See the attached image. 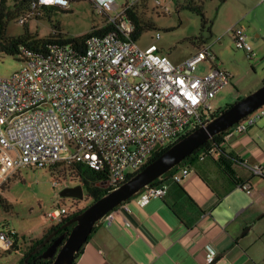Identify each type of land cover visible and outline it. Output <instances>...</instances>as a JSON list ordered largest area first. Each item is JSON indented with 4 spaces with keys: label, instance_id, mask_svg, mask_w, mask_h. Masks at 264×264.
<instances>
[{
    "label": "built area",
    "instance_id": "built-area-1",
    "mask_svg": "<svg viewBox=\"0 0 264 264\" xmlns=\"http://www.w3.org/2000/svg\"><path fill=\"white\" fill-rule=\"evenodd\" d=\"M74 1L38 0L34 7L68 10ZM85 1L103 19L99 29H114L91 36L83 53L67 43L51 45L45 54L22 48L17 57L21 69L0 77V189L25 168L51 169L59 176L57 187L75 180L60 176L58 168L87 165L107 171L108 180L98 187L110 193L144 169L156 153L205 126L215 113L211 101L231 83L211 46L173 63L157 44L142 47L132 39L135 26L128 11L147 2L169 12L163 0H127L123 6L118 0ZM230 32L237 49L249 59L257 57L244 28L235 26ZM161 37L157 32L156 40ZM203 62L211 68L198 76ZM262 119L264 106L224 132V139L247 133ZM208 153L215 150L199 160L205 161ZM247 167L254 176H264L260 166ZM190 174L189 167H180L171 178L181 184ZM158 180L135 196L138 205L168 195L170 184ZM239 189L252 195L248 182ZM73 201V206L59 205L45 218L60 222L81 210L84 200ZM104 218L111 221V214ZM18 238L14 229L0 225V251L12 252ZM206 251L205 264H213L216 249L208 245Z\"/></svg>",
    "mask_w": 264,
    "mask_h": 264
},
{
    "label": "rangeland",
    "instance_id": "rangeland-1",
    "mask_svg": "<svg viewBox=\"0 0 264 264\" xmlns=\"http://www.w3.org/2000/svg\"><path fill=\"white\" fill-rule=\"evenodd\" d=\"M165 9H154L150 4L148 18L154 23L156 30L146 32L139 40L142 47L157 44L162 52L169 56L173 63H179L193 55L203 45L211 46L219 58L221 68L231 77L229 86L221 90L211 101L214 112L225 109L254 93L263 86L264 81V1L263 0H207L204 12L207 24L203 27L200 15L189 9H180L178 0H163ZM123 6L127 0H118ZM49 14L40 17L31 15L25 25L19 20L11 22L7 29L9 37L18 38L26 29L39 39H47L54 35V26H59L56 33L64 39H74L91 32L94 25H102L103 19L96 13L88 1L73 2L68 10L53 7ZM38 17L39 19H37ZM246 30L257 57L249 59L243 50L236 48L230 30L233 27ZM162 37L156 40V33ZM256 35H259L257 38ZM22 63L16 57L0 55V77H8L19 71ZM211 68L208 62L199 65L196 74L204 76ZM59 175H69L66 168H58ZM264 178V177H263ZM256 178L254 181L264 180ZM59 179L51 169L25 168L17 173L8 187L0 191V197L7 200L10 210L0 204V225L14 229L19 236L17 249L9 253L0 251V264H21L25 254L33 242L43 238L45 231L53 224L45 218L59 205L71 207L73 199L63 198L60 193L68 186H76L77 179H69L66 184L54 186ZM7 185V183L5 184ZM248 196V195H247ZM249 197V196H248ZM93 201L85 191V199L81 209L89 207ZM256 208L253 209V213ZM256 224L244 229L241 235L247 242L264 239V218ZM48 229V230H49ZM47 232V231H46Z\"/></svg>",
    "mask_w": 264,
    "mask_h": 264
},
{
    "label": "crops",
    "instance_id": "crops-1",
    "mask_svg": "<svg viewBox=\"0 0 264 264\" xmlns=\"http://www.w3.org/2000/svg\"><path fill=\"white\" fill-rule=\"evenodd\" d=\"M226 147L243 164L264 171V119L247 133L231 137ZM247 166L232 169L239 182L250 184L249 197L207 158L191 167L181 183L205 211L200 219L193 207L176 200L171 187L165 198L145 207L133 199L111 212V221L104 218L97 224L74 264H205L208 245L217 251L215 264H264V239L247 242L246 234L241 235L256 224L259 213V219L264 218V180L254 181L264 176H254Z\"/></svg>",
    "mask_w": 264,
    "mask_h": 264
},
{
    "label": "trees",
    "instance_id": "trees-1",
    "mask_svg": "<svg viewBox=\"0 0 264 264\" xmlns=\"http://www.w3.org/2000/svg\"><path fill=\"white\" fill-rule=\"evenodd\" d=\"M78 1H84V0H77ZM207 0H178L179 3H182L178 7V10L180 9H189L196 14L200 15L203 22V27L207 24V19L204 12V4ZM38 2V0H1V7H0V55L2 56H12V57H18L20 56L21 49L25 48L26 50L34 53H41L45 54L48 51V48L51 45L54 44H71L73 45L80 53H83L86 48V42L87 40L93 36V35H100L109 32L110 30H113V26H107L105 28L99 29L98 25H94L91 32L88 34H85L84 36H81L79 38L74 39H64L61 35L57 36V32L60 30L59 26H54L55 33L54 35H51L47 39H39L38 36L30 34L29 30L26 29L25 33L18 37H9L7 35V29L11 22L20 21L22 18H27V21L31 15H35L36 13L39 14L40 17H42L45 12L48 14L51 11L50 8H55L59 6H50V7H34V5ZM61 9H64L62 7H59ZM67 10V9H65ZM150 11V7L147 2H145L143 5H136L132 7L127 15L132 20L135 26V32L132 37V39L136 42H139L142 35L146 32L156 30V27L154 23H152L151 19L148 18V13ZM39 19L38 17H36ZM25 25V24H24ZM264 84V81H263ZM232 106V105H231ZM231 106H228L225 109H221L216 111L213 115H211V119L217 117L222 112L230 108ZM208 124V122H206ZM225 133H221L216 135L211 141L197 149L190 157H188L182 164L175 167L173 170H171L169 173L165 174L162 177V180L165 182L163 183H169L171 186V189L175 191V194L177 196L176 200L178 202H185L189 206L193 207L194 210H196V220L200 219L202 215L205 214V211L202 210L196 202L188 195V193L185 191V189L182 187L180 183L174 182L171 178V175L174 171H177L180 167L188 165L189 168H195L198 163L200 162L199 158L200 155L203 153L209 152L210 149H214V154L208 153V158L212 159L215 164L217 165L218 169L227 177L229 178L234 185H236L238 188L241 184L244 182H239L236 179V174L234 170L232 169L233 166H237L242 164L243 162L232 152H230L227 149V141L224 139ZM172 146V145H171ZM171 146L167 147L166 149L156 153L154 157L151 159L150 163L160 157L164 152H166ZM67 174L71 178L77 179L86 189L88 197L93 201H97L104 197L106 194H108L107 191H103L98 187V184L100 182H105L108 180V173L106 170L99 172L92 168H90L87 165H81L77 168L74 167H67L66 168ZM133 177V176H132ZM160 182V180L156 181ZM10 183V180L8 181L7 185H4L1 187L0 191H4ZM135 198V197H134ZM134 198L130 199L129 201L125 202L121 206L129 203ZM0 204L2 207L9 211L10 205L8 204L7 200L0 197ZM172 206L174 209L175 206ZM86 209V208H84ZM84 209L78 210L76 213H73L71 215H68L67 217H63V219L57 224L53 225L47 232H45L42 239L37 240L33 242L32 245L34 246H40V244L50 235L52 232L56 231L57 229H60L64 224L68 223L71 219L76 217L78 214H80ZM177 215L178 213L174 211ZM179 216V215H178ZM197 222V221H196ZM195 222V223H196ZM186 225L188 227L193 226L194 224L190 225L186 222ZM74 227V224L61 229L56 236H54L51 241L44 246L40 252H38L35 255L29 256L30 252H27L25 256L23 257L21 264H53L54 259H41L39 256L53 243L55 239H57L60 235L66 233L68 236L71 232L72 228ZM97 230V225L95 226L93 233ZM17 249V244L14 248V250ZM13 250V251H14ZM83 250V247L81 251L76 255V257H79ZM11 253V252H10ZM9 253V254H10Z\"/></svg>",
    "mask_w": 264,
    "mask_h": 264
},
{
    "label": "water",
    "instance_id": "water-1",
    "mask_svg": "<svg viewBox=\"0 0 264 264\" xmlns=\"http://www.w3.org/2000/svg\"><path fill=\"white\" fill-rule=\"evenodd\" d=\"M264 106V84L254 93L238 101L208 124L189 133L173 144L160 157L149 163L139 173L131 177L114 191L86 207L80 214L64 224L60 229L52 232L40 244L38 250L46 246L61 229L74 224L71 232L60 235L39 256L41 259H54L53 264H74L76 255L87 243L95 226L108 214L116 210L125 202L134 198L141 190L154 183L175 167L182 164L197 149L211 141L216 135L226 132L243 118L249 116ZM63 198L83 201L85 192L82 185L67 187L61 193ZM217 259L213 264H215Z\"/></svg>",
    "mask_w": 264,
    "mask_h": 264
},
{
    "label": "flooded vegetation",
    "instance_id": "flooded-vegetation-1",
    "mask_svg": "<svg viewBox=\"0 0 264 264\" xmlns=\"http://www.w3.org/2000/svg\"><path fill=\"white\" fill-rule=\"evenodd\" d=\"M38 247H39V246L31 245L30 248H29V251H28V252H30V255H29V256L35 255V254H37L38 252H40L41 249L38 250V249H37Z\"/></svg>",
    "mask_w": 264,
    "mask_h": 264
}]
</instances>
